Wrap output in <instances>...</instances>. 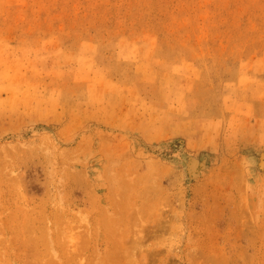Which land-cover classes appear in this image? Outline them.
Listing matches in <instances>:
<instances>
[{"label":"rangeland","instance_id":"374dc122","mask_svg":"<svg viewBox=\"0 0 264 264\" xmlns=\"http://www.w3.org/2000/svg\"><path fill=\"white\" fill-rule=\"evenodd\" d=\"M0 264H264V0H0Z\"/></svg>","mask_w":264,"mask_h":264}]
</instances>
